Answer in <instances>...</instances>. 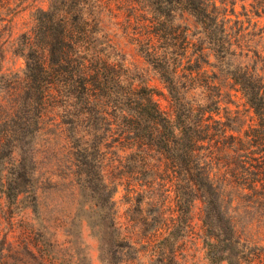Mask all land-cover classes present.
Here are the masks:
<instances>
[{"label": "trees", "instance_id": "trees-1", "mask_svg": "<svg viewBox=\"0 0 264 264\" xmlns=\"http://www.w3.org/2000/svg\"><path fill=\"white\" fill-rule=\"evenodd\" d=\"M22 1L0 0V42ZM237 1L251 9L236 13ZM252 16H264V0H50L31 14L12 44L24 68L1 79L23 84L45 134L77 137L71 165L99 242L115 230L116 165V180L138 183L126 186L136 198L162 197L172 213L202 205L211 264H264V55L251 46L262 32ZM116 36L164 92L130 70ZM59 114L68 122L55 124Z\"/></svg>", "mask_w": 264, "mask_h": 264}, {"label": "rangeland", "instance_id": "rangeland-1", "mask_svg": "<svg viewBox=\"0 0 264 264\" xmlns=\"http://www.w3.org/2000/svg\"><path fill=\"white\" fill-rule=\"evenodd\" d=\"M49 3L17 2L11 34L0 42V264H211L203 238L202 205L195 202L189 214L181 208L172 213L162 197L136 198L126 186L138 183L125 175L116 180V165L107 169L109 186L120 182L111 205L115 230L102 232L106 241L99 242L93 227L95 208L88 191L80 190V178L71 165L79 151L77 137L72 132L61 136L56 130L45 134L46 117H40L39 107L28 106L23 84L1 79L24 68L22 59L12 54V44L29 32L31 14L47 11ZM243 5L251 9L247 2L237 1L235 12L241 13ZM6 9L0 10L2 16L7 15ZM252 22L262 32L251 46L264 55V16L253 17ZM114 43L132 72L141 74L150 88L164 92L152 73L143 72L147 67L125 39L116 36ZM156 99L166 106L162 97ZM234 101L239 103V97ZM59 122L68 119L59 114L55 124Z\"/></svg>", "mask_w": 264, "mask_h": 264}]
</instances>
